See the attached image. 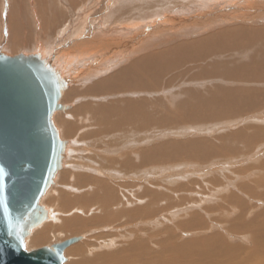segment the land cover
Instances as JSON below:
<instances>
[{
	"label": "bare ground",
	"instance_id": "1",
	"mask_svg": "<svg viewBox=\"0 0 264 264\" xmlns=\"http://www.w3.org/2000/svg\"><path fill=\"white\" fill-rule=\"evenodd\" d=\"M12 1V15L27 19L25 14H30L37 38L32 48L13 44L14 48H24L20 52L29 54L61 90L59 104L64 109L52 113L49 124L66 151L53 183L39 200L42 210L31 214L17 235L20 231L28 237L37 230L28 245L38 246L48 239L49 231L62 230L63 223L57 227L52 223L63 214L67 215L63 222H69L64 225L78 226L80 237L73 238L98 234L85 248L64 250V256L79 257L72 259L75 264H264V210L251 215L262 204L253 202L252 209L242 198L234 203L239 197L228 192L229 178L222 182L223 175L219 179L216 172L219 164L230 159L233 163L227 171L247 160L238 173H264V161L258 162L257 157L262 145L256 146L264 143V0H189L188 5L181 0H104L93 11L82 5L73 13L80 18L79 26L69 35L65 32V42L59 38L53 49L45 43L47 39L42 40L43 34L39 37L34 3ZM165 6L173 7L158 15ZM22 18L8 22L10 28L21 31ZM47 51L49 56L41 60ZM247 148L254 152L249 158ZM243 153L246 159L235 162ZM194 160L201 167L211 166L213 160L223 162L205 174V168L194 170L188 165ZM179 167L183 171H175ZM195 171L203 174L197 175L199 183L179 185V177ZM234 183L237 192L250 191L246 184ZM189 187L198 192L212 187L210 195L201 194L208 202H217L220 194L216 208L229 216L225 222L235 235L253 241V249L227 244L217 234L208 238L201 234L180 243L181 235L173 230L158 231L165 225H159L157 215L168 210L173 221L189 216L177 225L183 232L210 229L197 215L210 208L199 213L193 210L198 206L178 208L190 204L187 193L178 194ZM141 202L146 206L129 209ZM206 202L196 205H212ZM89 212L94 214L82 216ZM118 216L131 219L134 231H127L130 225L117 224ZM159 234L163 236L157 251L155 241H149Z\"/></svg>",
	"mask_w": 264,
	"mask_h": 264
},
{
	"label": "water",
	"instance_id": "2",
	"mask_svg": "<svg viewBox=\"0 0 264 264\" xmlns=\"http://www.w3.org/2000/svg\"><path fill=\"white\" fill-rule=\"evenodd\" d=\"M60 99L37 63L0 54V264H64V250L79 240L28 252L16 233L42 210L39 200L60 168L64 142L49 124L64 109Z\"/></svg>",
	"mask_w": 264,
	"mask_h": 264
},
{
	"label": "rangeland",
	"instance_id": "3",
	"mask_svg": "<svg viewBox=\"0 0 264 264\" xmlns=\"http://www.w3.org/2000/svg\"><path fill=\"white\" fill-rule=\"evenodd\" d=\"M28 1H32V3H34V5H35V12H36V17H37V20H38V27H39V30L37 31L38 33H39V37H40V39L42 38V40H46V44H49L50 46H51V49H53V47L55 48L56 46V43H58V39L60 38V39H62L61 40V42H65V38H66V36H65V32H68V34L67 35H69L70 33H71V30H73V29H75V28H77L78 26H79V19L80 18H78V17H74V9H78V8H76V7H81L82 5H87L86 6V9H91L90 11H93V10H96V9H99L100 8V5H101V3H107L108 2V0H106L105 2H103L104 0H101V2L100 3H98V6L97 5H95L96 3H97V0H22V2H23V4H25L26 6L28 5ZM35 1V2H34ZM189 0H187V1H183V0H181V2H183L182 4H184V2H185V4H187V3H189V2H191V1H189ZM95 2V3H94ZM61 3V4H60ZM65 3L67 4V5H65ZM181 4V3H180ZM17 5H18V2H17ZM50 5V6H49ZM188 5V4H187ZM187 5H184L185 7H187ZM95 6H97L96 8H95ZM183 6V8H185ZM172 7L173 6H170V7H168V6H165L164 7V9H160V10H158L159 12L157 13L158 15L160 14V15H162V14H164L166 11H170V10H172ZM180 6H178V8H179ZM95 8V9H94ZM181 8H182V6H181ZM182 8V9H183ZM24 9H26L25 11H29L30 12V8L29 7H25ZM13 10H14V3H13V1L12 0H0V26H1V30H0V35H1V37H0V47H1V50H0V54H3V55H5V56H8V57H16V56H18V55H21L22 57H25V58H28L29 57V54H25V53H22V52H20V50H22V51H24V48H26V47H28V48H32L33 46H34V43L36 42L35 40L37 39L36 37H35V35H34V32H33V20H32V17L30 16V14L28 15V14H25L26 16H27V19H23L22 18V15H20L19 13H15V15H14V13H13V15H12V13L11 12H13ZM165 10V11H164ZM76 12V11H75ZM43 13V14H42ZM85 13H89V12H85ZM167 13V12H166ZM53 15V16H52ZM157 15V16H158ZM153 17H155V16H152L150 19H152ZM17 18H19L20 20H21V18H22V21L24 20V28L21 30V31H18L17 29H15V30H13V29H11L10 28V25L8 24V22H12V21H14V20H12V19H17ZM50 19V20H49ZM149 19V20H150ZM71 20V21H70ZM148 20V21H149ZM70 21V22H69ZM5 22V25H3V23ZM102 22V21H101ZM33 23V24H32ZM74 24V25H72V24ZM76 24V25H75ZM36 25V24H35ZM26 26V27H25ZM73 28H72V27ZM18 27V26H17ZM10 28V29H9ZM29 28V29H28ZM24 29H25V31H24ZM27 29V30H26ZM64 30V32H62ZM4 31H5V33H4ZM26 32V33H25ZM30 32L32 33V34H30ZM28 33V34H27ZM43 34V35H42ZM46 34V35H45ZM60 34V35H59ZM63 34H64V36H63ZM41 35H42V37H41ZM25 36V37H24ZM22 37V38H21ZM33 37V38H32ZM23 40V39H25L26 41H22V43H19L18 41L19 40ZM64 39V40H63ZM3 41V42H2ZM14 42V43H13ZM9 43V44H8ZM26 43V44H25ZM29 43V44H28ZM13 44L14 45H17V44H21V47L23 46L24 48L22 49L19 45V47L17 48V49H15L14 48V46H13ZM25 45V46H24ZM13 46V47H12ZM31 46V47H30ZM21 48V49H20ZM7 51H6V50ZM48 49V48H47ZM7 52V53H5V51ZM4 51V52H3ZM51 51V50H50ZM50 51H47V53L46 54H44V57L41 59V60H44L45 58H47L48 56H49V53H50ZM53 51V50H52ZM51 51V52H52ZM49 52V53H48ZM22 53V54H21ZM38 59V58H37ZM262 114H264V113H262ZM220 126H222V124H220ZM229 126H232L231 125V123L230 124H224L222 127H229ZM221 127V128H222ZM222 129H225V128H222ZM86 143V142H85ZM259 144H260V146L262 147L260 150L262 151H259V148H257V147H255V146H253V148H257L258 150H254V152H257L258 153V151H259V153L257 154V157L259 156V159H261V160H259L258 159V162L260 161H264V143H258V144H256V146H259ZM253 148H247V149H249V151H250V153H249V151L246 149V151H245V154L248 156V158H249V156L251 157L253 154H254V152H253V150H251V149H253ZM253 153H252V152ZM65 150L64 149H62V156H61V158H63L64 157V155H65ZM247 152V153H246ZM248 153H249V155H248ZM245 154L243 153L242 154V156H239V157H235V158H238L239 160L238 161H235V162H239V163H241V161H244L246 158H245ZM241 155V154H240ZM260 155L262 156V157H260ZM246 156V157H247ZM67 157V156H66ZM72 157V156H71ZM241 157H244V158H241ZM247 158V159H248ZM228 160H230V159H228ZM227 160V162L225 163V164H219L218 165V168H216V172H219V179L221 178V176L223 175V177L220 179L221 181H222V179H224V180H227L228 178V182L230 181L231 183H228V186H227V190H228V192H233V193H235V194H237V196L239 197L237 200H235V199H232V200H235V201H233L234 203H236V201H239V199L240 198H242V199H240V200H243V202H247V203H249V208H252L253 209V202H254V205H255V203H256V205H257V202H258V200H259V202L258 203H261L262 205H260L258 208H256V209H254L253 211H254V213H251V215L253 216V214H255V213H257V212H259V211H262V210H264V188H263V186H264V173H262V174H259V172H258V174L257 173H255V172H253L254 173V175L253 174H251V176L249 175V174H245V173H238V171H241L242 170V168H241V170H239V168L240 167H242V166H244L243 167V169L245 168V165H246V162H247V160L244 162L245 164L244 165H240V167L239 168H237V167H235V166H233L232 167V169L234 170V168H235V172H233L232 173V169H231V167H230V169L231 170H229V171H227V169L229 168L228 167V164L229 163H233V162H229ZM237 160V159H236ZM255 160V159H254ZM196 160H194V162H195ZM224 161H226V160H224ZM189 162V166H191V164H192V166L191 167H193V169L195 170V169H197V168H205V174H207V170H208V168L210 169V168H212L211 166L212 165H214V164H217V163H219V162H223V160H218V161H214L213 160V164H211V166H203V167H201V165H199L198 163H194L193 161H188ZM194 164H195V166H194ZM178 165H180V164H178ZM258 165H260V164H258ZM257 165V166H258ZM198 166V167H197ZM220 166V167H219ZM226 166H227V168H226ZM148 167V166H147ZM197 167V168H196ZM207 168V169H206ZM223 168V169H222ZM146 170L147 168L145 167V168H143V170ZM177 170H175V168L174 169H172V172L175 170V171H183L182 170V168L181 167H179V168H176ZM193 170V171H194ZM220 170V171H219ZM223 170H225V172H223ZM259 170V169H258ZM174 171V172H175ZM207 171V172H206ZM231 171V173H229ZM198 172H193V173H189L188 175L189 176H182V177H179V179H178V183H179V185H180V183H183V184H187V183H189V184H191V183H193V182H197L198 181V183L201 181L200 180V178L199 179H197L199 176H202L201 174H197ZM223 173H225V174H223ZM236 173V174H235ZM195 174V175H194ZM204 174V175H205ZM228 174H230V175H228ZM240 174H241V176H240ZM243 174V175H242ZM256 174H257V177L258 178H256ZM197 175H199V176H197ZM236 175H237V177H236ZM239 175V176H238ZM193 176V177H192ZM225 176V177H224ZM231 176H233V179H234V177L237 179L236 181H234V180H231L232 179V177ZM245 177V180H244V177ZM243 177V178H242ZM246 177H248V178H246ZM252 177H253V179H252ZM262 177H263V179H262ZM195 178V179H194ZM255 178V179H254ZM204 178H202V180H203ZM240 179V180H239ZM251 181V184H249V180ZM252 179V180H251ZM180 180V181H179ZM193 180V181H192ZM183 181V182H182ZM188 181V182H187ZM191 181V182H190ZM237 182L238 181V183L239 184H242V185H244V184H246L247 185V187H248V189H250V191L249 190H247V191H245L244 190V192L242 193L241 191L243 190V189H240V193L239 192H237V190L239 189V188H237V187H235L233 184H235L234 182ZM240 181V182H239ZM248 181V182H247ZM256 181V182H255ZM223 182V181H222ZM247 182V183H246ZM253 182V183H252ZM249 184V185H248ZM225 185V184H224ZM253 185V186H252ZM260 185V186H259ZM262 185V186H261ZM232 186H234V188L232 187ZM177 187V186H176ZM255 187V188H254ZM54 188V190H57V188L56 187H53ZM226 188V187H225ZM257 188V189H256ZM263 188V191L262 190H260V189H262ZM67 189V188H66ZM162 190H163V192H167L166 190L167 189H163V188H161ZM194 189L195 188H193V187H189L187 190H185V191H187V192H185V191H183L182 193L181 192H178V194H179V196L181 195V196H183L184 194L183 193H187L186 194V197H187V199L186 200H188V202H190V204H188L187 203V205H185V203L182 205L181 204V206L180 207H178V208H181V207H185V206H188V205H193L194 207L195 206H198L199 207V209H197L196 207V209L195 208H193V210H195V212L196 213H199V211H201L204 207L206 208V207H208V208H210V209H208L207 211H209V212H205V213H203L204 211H201V213L205 216L204 218H203V215L202 214H197L198 215V217L200 218V219H202V220H204V221H202V223H203V225L204 224H207L208 225V228H210L209 230H206L205 232H196V233H198V234H195L194 232H188V233H186V232H183L181 229H179V228H177V225H178V223L179 222H184L186 219H189V216H183V218H180V216L177 218V217H175V221H173V220H171L170 219V216H169V210L168 211H166V212H163V213H161L160 214V216H158L157 215V219H159V225L160 224H164L165 226L167 225L168 227H165V226H163L162 228H160V226H159V229H157L158 231L160 230V229H163L164 231H165V229H170V230H173V232L175 233V234H178V235H181V236H179L180 237V240H179V242L181 243V242H185L186 240H189L190 239V237L191 238H193V237H196V236H198V235H203V236H205V237H209V236H212V235H220L223 239H224V241L228 244V242L229 243H231V244H233L234 246H237V247H244V248H246L247 250H249V249H253V245H254V243H253V241H248V240H251L250 238H248V240L247 239H245L244 240V237L243 236H241L240 234H238V235H235V233L233 232V231H231V229H230V227H229V224H227V222H225L226 220L225 219H227V218H229V216L227 215V214H220L221 212H220V209L219 208H216L217 206H218V204L219 203H217L218 201H219V198H220V194H219V197H217L218 198V200H217V202L216 201H214V202H208L206 199H205V197L204 196H206L207 194H209L210 195V192L212 193V187H208V189L206 190H203V191H200V192H198V191H194ZM253 189L255 190V191H253ZM54 190H51V193L54 191ZM224 190H226V189H224ZM226 190V191H227ZM209 191V193H207ZM239 191V190H238ZM262 191V192H261ZM258 192V193H257ZM202 193H205L204 195H201ZM225 193V192H224ZM248 194V196H247V194ZM244 194V195H243ZM250 194H253V195H251L250 196ZM257 194V195H256ZM258 194L259 195H262V196H258ZM192 197H191V196ZM200 196V197H198V196ZM223 195V194H222ZM241 197H240V196ZM243 195V196H242ZM56 197V193H53L52 194V198H54V197ZM195 196H197L200 200H202L203 202H206L208 205L209 204H212V205H209V206H201L200 207V205H203V203H202V201H200V203L198 202V201H196V200H199L198 198H196ZM252 196H254V197H252ZM256 196V197H255ZM204 197V198H203ZM251 197V198H250ZM254 200H253V199ZM258 198V199H257ZM261 198V199H260ZM56 200V199H55ZM206 200V201H205ZM253 200V201H252ZM193 201V202H192ZM194 201H195V205H194ZM250 201V202H249ZM256 201V202H255ZM261 201H263V202H261ZM241 202V201H240ZM242 202V203H243ZM200 204V205H196V204ZM206 203H204V204H206ZM142 204V205H141ZM133 206L131 207V208H129L130 210H132V209H134L135 210V208H139V207H145L146 206V203H140V204H137V205H134V204H132ZM192 206V207H193ZM247 207H248V205H247ZM213 209V210H212ZM215 209V210H214ZM259 209V210H258ZM192 210V212L193 213H195L194 211ZM204 210V209H203ZM210 210H212V211H210ZM98 211V210H97ZM206 211V210H205ZM214 211V212H213ZM216 211V212H215ZM191 212V214H193ZM218 212H219V214H220V216L218 215ZM165 213H167V214H165ZM216 213V214H215ZM65 214H67V213H65ZM90 212L88 213V214H83L82 216H92V214H94V213H91L90 215ZM206 214V215H205ZM208 214H209V216H208ZM80 215V214H79ZM193 215H195V214H193ZM224 217H223V216ZM65 216H67V215H65ZM65 216L63 215V214H61V216L58 218L57 217V220L58 221H56V223L54 222V223H52V225H54L55 227H57V226H60V224L61 223H63V226L64 227H62V230H59V229H57L56 228V230H53L52 229V231L53 232H50L49 230V234H48V239H43L44 240V242L42 241V243H40V245H38V246H32L31 244L30 245H28V243H30L31 242V240L30 239H32L33 238V236L37 233L36 231H33L32 233H31V235L30 236H22V238H23V245H24V247L26 246V250L28 251V252H30V251H34V250H37L38 248H43V247H51L52 245H55V244H58V243H60V242H63V241H65V240H67V239H70V238H73V237H76V236H78V237H80L79 235H80V233L78 232L77 233V231L76 230H78L77 228H78V226H76V227H74V225H72V224H67V225H64V223H66L65 221L63 222V220H67V218L66 219H64L65 218ZM232 216H233V214H232ZM231 216V217H232ZM154 217H156V216H154ZM220 217V218H219ZM236 217V215H234L233 216V218H235ZM160 218H161V220H160ZM184 218H186V219H184ZM207 218V219H206ZM251 218V217H250ZM118 219L119 220H117V224L118 223H123V224H125V225H130V226H128L127 227V231H134V228H133V226H131V219H129V218H124V217H122V216H118ZM146 219V220H145ZM149 218H143L142 217V220H145V221H147ZM178 219V220H177ZM179 219H180V221H179ZM218 219V220H217ZM129 220V221H128ZM163 220H167V223L165 224L164 222H162ZM230 220V219H229ZM27 221V222H26ZM24 223H25V225L24 226H26V225H28V220H26ZM136 222V221H135ZM207 222V223H206ZM67 223H69V222H67ZM112 223V222H111ZM69 225V226H68ZM115 225V224H114ZM72 227V228H71ZM81 228H82V226H81ZM88 228H91V227H89V226H86V228L85 229H88ZM92 228H94V227H92ZM95 228H97V227H95ZM129 228V229H128ZM139 229H140V232H145V233H147L146 232V230H143V229H141L140 227H138ZM74 231V234L71 232V231ZM80 230V229H79ZM86 231V230H85ZM97 231V230H96ZM161 231V230H160ZM71 232V233H70ZM76 232V233H75ZM233 232V233H232ZM95 233V234H94ZM94 233H90V234H88L87 236H85L86 238H80L76 243H74V244H72V245H70L67 249L69 250L70 249V247H77V246H81V247H83V248H85V243L86 242H89V243H94V238L92 239V237H94V236H97L98 234L96 233V232H94ZM99 233V232H98ZM200 233V234H199ZM84 234H85V232H84ZM83 234V232L81 233V235H84ZM91 234H94V235H91ZM97 234V235H96ZM232 234V235H231ZM86 235V234H85ZM194 235V236H193ZM162 236H163V234H159L158 236H155L154 235V237H152L151 239H150V241L149 242H151V241H155V243H156V245H155V248H156V250L157 251H159V249H161L160 248V240H161V238H162ZM207 237V238H208ZM239 237V238H238ZM243 238V239H241V238ZM145 239L146 240H148V237L146 236L145 237ZM226 239V240H225ZM30 241V242H29ZM98 241H101V240H98ZM128 242L129 241H131L130 239H128L127 240ZM228 241V242H227ZM248 241V242H247ZM44 243H46V244H44ZM43 245V246H42ZM31 247V248H30ZM67 250V251H68ZM88 251V250H87ZM71 253H68V254H65V256H64V258H65V262H64V264H70L71 262V264H73L74 263V261L72 260V259H74V260H77L79 257H77V256H75V257H71V256H69ZM86 254V253H85ZM71 255H73L74 256V254H71ZM77 258V259H76ZM71 261V262H70ZM189 261H191V260H189ZM194 262H196L195 260H194ZM75 264V263H74ZM155 264H162V262H158V263H155ZM187 264H189V262L187 263Z\"/></svg>",
	"mask_w": 264,
	"mask_h": 264
},
{
	"label": "snow or ice",
	"instance_id": "4",
	"mask_svg": "<svg viewBox=\"0 0 264 264\" xmlns=\"http://www.w3.org/2000/svg\"><path fill=\"white\" fill-rule=\"evenodd\" d=\"M25 250H26V246H25Z\"/></svg>",
	"mask_w": 264,
	"mask_h": 264
}]
</instances>
